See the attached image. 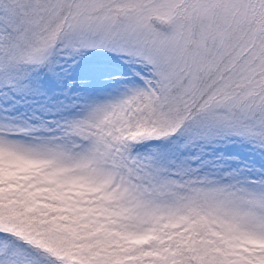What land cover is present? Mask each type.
Here are the masks:
<instances>
[{"label": "snow or ice", "instance_id": "obj_1", "mask_svg": "<svg viewBox=\"0 0 264 264\" xmlns=\"http://www.w3.org/2000/svg\"><path fill=\"white\" fill-rule=\"evenodd\" d=\"M0 264H264V0H0Z\"/></svg>", "mask_w": 264, "mask_h": 264}]
</instances>
